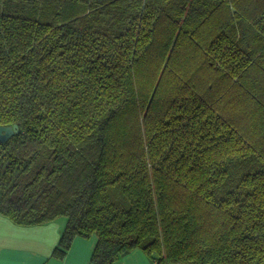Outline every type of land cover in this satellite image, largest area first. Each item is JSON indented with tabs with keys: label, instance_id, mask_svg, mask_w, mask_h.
<instances>
[{
	"label": "trees",
	"instance_id": "trees-1",
	"mask_svg": "<svg viewBox=\"0 0 264 264\" xmlns=\"http://www.w3.org/2000/svg\"><path fill=\"white\" fill-rule=\"evenodd\" d=\"M0 214L54 256L264 264V0H0Z\"/></svg>",
	"mask_w": 264,
	"mask_h": 264
},
{
	"label": "crops",
	"instance_id": "crops-1",
	"mask_svg": "<svg viewBox=\"0 0 264 264\" xmlns=\"http://www.w3.org/2000/svg\"><path fill=\"white\" fill-rule=\"evenodd\" d=\"M67 219L22 226L0 214V264H90L97 237H76L64 258L54 256ZM124 264H150L147 255L136 249Z\"/></svg>",
	"mask_w": 264,
	"mask_h": 264
},
{
	"label": "water",
	"instance_id": "water-1",
	"mask_svg": "<svg viewBox=\"0 0 264 264\" xmlns=\"http://www.w3.org/2000/svg\"><path fill=\"white\" fill-rule=\"evenodd\" d=\"M20 132V128L18 125L14 126H0V141L6 142L9 138L18 134Z\"/></svg>",
	"mask_w": 264,
	"mask_h": 264
},
{
	"label": "rangeland",
	"instance_id": "rangeland-1",
	"mask_svg": "<svg viewBox=\"0 0 264 264\" xmlns=\"http://www.w3.org/2000/svg\"><path fill=\"white\" fill-rule=\"evenodd\" d=\"M64 220V219H66L65 217H60V218H58V220ZM92 237H97L96 235H92L90 238H92ZM136 250V249H135ZM138 250V249H137ZM134 251V250H133ZM132 251V252H133ZM129 255V254H128ZM127 259H128V257H127V255H125V256H123L122 258H120L117 262H116V264H124V262L125 261H127ZM147 261L150 263V264H154L153 263V261L147 256Z\"/></svg>",
	"mask_w": 264,
	"mask_h": 264
}]
</instances>
